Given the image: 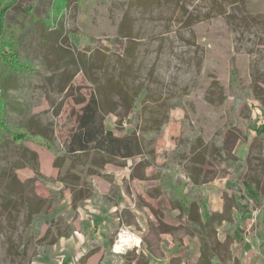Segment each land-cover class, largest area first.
I'll return each instance as SVG.
<instances>
[{"label":"rangeland","instance_id":"obj_1","mask_svg":"<svg viewBox=\"0 0 264 264\" xmlns=\"http://www.w3.org/2000/svg\"><path fill=\"white\" fill-rule=\"evenodd\" d=\"M28 6L34 9L32 22ZM3 11L4 25L18 39L22 69L5 75L0 61L8 129H0V264H198L201 241L197 237L194 245L196 236L183 226V212L168 206L173 200L169 190L167 200L150 208L137 196L139 220L127 210L109 212L119 205L121 188L132 194L124 175L131 168V178L149 169L166 186L174 181L170 175L182 183L185 178L187 204L211 192L225 205V194L240 193L241 209L232 210H241V222L218 227L208 239L207 254L216 264H264V137L249 126L258 117L264 122V0H68L66 6H56V0H17L14 6L0 0ZM127 25L133 35L124 39L120 29ZM108 80L120 83L134 106L127 115L124 100L107 94L105 109L115 111L106 115V127L136 131L146 142L142 156L118 160V165H103L94 153L87 159L66 152L82 108L74 97L88 98L97 83ZM31 120L46 128L55 152L43 140L12 139L9 132L26 133ZM195 143L213 151L202 175L207 182L199 186L187 176ZM57 156L64 158L61 168L54 167ZM91 160L96 165L89 168ZM72 163L83 177L87 170L100 172L87 178L92 197L78 202L77 211L71 208V191L57 179ZM36 171L46 178L35 182L36 194L52 199L55 207L28 226L25 199L17 194H31L27 184ZM161 188L152 187L149 195L156 198ZM9 198L17 206L14 211L6 210ZM87 202V211L107 204L100 206L109 212L106 226L84 221ZM204 207L206 216L214 209L223 213L226 206ZM48 218H58L61 232L75 229L74 235L54 246L42 241ZM160 223L176 230L161 233ZM123 226L133 233H127L132 243L141 239V245L137 241L115 254ZM236 254L244 259L237 261Z\"/></svg>","mask_w":264,"mask_h":264},{"label":"trees","instance_id":"obj_2","mask_svg":"<svg viewBox=\"0 0 264 264\" xmlns=\"http://www.w3.org/2000/svg\"><path fill=\"white\" fill-rule=\"evenodd\" d=\"M17 0H10V5H15ZM64 5L68 4V0H56L57 5ZM30 18L34 15V9L30 8L29 6L26 8ZM4 11L0 13V61L2 62L4 68L1 72H6L11 74L16 72L17 70L22 69V64L19 61L18 55V39L12 36L8 30V27L4 25L5 18L3 16ZM32 22V19H31ZM31 25V24H30ZM27 25L26 27H29ZM128 27H124L120 29V35L124 39H129L132 37L133 32L132 29ZM7 67V68H6ZM4 70V71H3ZM6 77V76H5ZM4 77V78H5ZM107 84H96L95 93L92 94L90 97H81L76 99L77 103L82 106L81 111L77 115V129L71 133L68 144H67V154L68 155H76L78 157H86L89 158L91 153L98 155L99 159L101 160V164L103 165H118V160H128L131 158H136L142 156L145 152V140L136 132V131H121L117 129H108L106 127V115L108 113H112L115 110H110L107 112L106 101L108 99L107 94H115L119 98H122L125 102V111L126 114L129 115L132 112V107L134 106V102L129 104L128 102L131 101V96L126 95L124 93V89L120 86V83L117 84H110V80L106 82ZM2 93H5L3 88L0 89V129L7 130V123L5 121V108L4 104L6 103V99L2 100ZM5 98V97H4ZM260 118H256L254 121H250L249 126L253 127V131L257 136L264 137V122H260ZM46 128L42 127L39 121L31 120L29 123V128L26 133H12V139L15 142H22L26 139H38L43 140V145L47 146V149L51 152H55L53 143L45 134ZM40 143V142H39ZM221 148L217 149L220 151ZM192 155V166L189 168L187 172L188 178L192 180L193 185L199 186L207 182L205 178H202L204 166L206 164V159L213 155V151H211L207 147H203L202 144L195 143L192 145L190 152ZM63 157L57 156L54 161L55 168H61L63 166ZM79 162V161H77ZM76 162V163H77ZM73 163L66 169L65 173H59L58 181L64 185V187L68 188L72 193V210L77 211L80 206H78V202L90 199L92 194L88 190V182L87 178L92 175H98V172L92 170H87L85 177L81 174L82 172L78 173L74 171ZM96 165V160H91L92 166ZM36 175L28 180L27 185H29L31 194L27 195L22 191L20 194H17L18 197L21 195L23 199H25L27 209V216H26V224L29 226L30 223L32 224L34 219L38 217H42L44 215L48 216L50 210L55 207V202L52 201L50 198H42L36 194L34 190V184L36 181H46L44 175L40 174L39 172H35ZM137 175L135 172L132 174V177H138L139 179H146L144 174ZM10 177L13 181L17 180V176L15 173H11ZM252 185H255L259 188L260 181L254 180ZM12 193H19L18 190H12ZM11 193V194H12ZM255 193V192H254ZM253 192L250 194L252 197L256 195ZM13 198H9L7 200L8 206H6V210L10 211L13 209H17V206H13L15 203ZM243 199L241 194L238 196H228L227 194L224 195L225 201V209L224 212L221 214H213L210 217V221L204 223L202 221V217L200 214V201L194 200L192 203L189 204L187 209L182 211V206H180L181 212H183V217H185V221L183 226L188 229L190 235L199 237L201 244H202V252L200 256V262L198 264H216L214 261L213 256H208L207 251L209 249L208 246V239L213 237L216 234L218 227L222 225L223 222L232 223L241 217L239 214V209L237 212H233V206H240V200ZM10 205V206H9ZM178 206H174L176 208ZM179 208V207H178ZM243 208V206H242ZM185 214V215H184ZM48 223V224H47ZM46 224L48 228L45 232V236L42 238V241H48V244L54 246L59 244L61 238L72 237L74 235L75 229L71 228L68 232H61L60 230V223L58 218L46 219ZM161 233L164 234H173L176 230L175 227H171L168 225H164L160 223ZM50 238V239H49ZM13 243H10V249L13 250ZM93 254V253H92ZM238 261V260H237ZM234 264H237L236 261Z\"/></svg>","mask_w":264,"mask_h":264},{"label":"crops","instance_id":"obj_3","mask_svg":"<svg viewBox=\"0 0 264 264\" xmlns=\"http://www.w3.org/2000/svg\"><path fill=\"white\" fill-rule=\"evenodd\" d=\"M138 162V161H137ZM136 162V163H137ZM132 170L133 168L131 169H128L127 170V173L124 174L125 177H127V179L131 180V190H132V194L130 195H127L126 192H125V189L124 188H121V192H120V200H119V205L116 204L114 206H111V209L109 212H114V213H118L119 214H122L124 210H127V211H130L131 214H133L138 220H139V208L137 207L138 205L136 204L135 202V199L137 196H140L142 199H144L146 202H148L149 204H145L146 207L150 208V206H157L158 204V201H162V199H166L168 197H166L165 195V191L166 190H169V194H170V198H173L172 202L168 203V206H178L176 208H174L175 210H181L180 209V206H189L190 203H192L194 200H192L189 204H187V186L185 184V178H183L182 176V179L184 182H180V179L177 177V176H172L170 175L169 176V180H172L174 179L173 182H170L169 185L166 186V183L163 182V179H161V177H158V178H154L153 175L149 172V169H145V176H146V179H139L138 177H132L131 178V173H132ZM141 174V173H140ZM137 176V175H136ZM190 179V178H189ZM154 183V184H153ZM161 186L162 188L160 189V192L158 194V196L156 198H153L151 195H149V192L151 191L152 187H159ZM195 186V185H194ZM172 194V195H171ZM240 194V193H239ZM238 196V194H237ZM134 197V201H132ZM155 199V200H153ZM132 198V199H131ZM214 199L217 200V202H212L214 201ZM128 200H129V203H128ZM224 200V199H223ZM156 202V204H153L152 202ZM164 201V200H163ZM200 201V200H199ZM221 202H219V200L217 199V195L215 194H211V192H205L204 193V198L202 201H200V214L202 216V221L204 223L206 222H209L210 221V217L213 215V214H221L222 211H218V210H209V213L208 215L206 214V216H203L204 214V210H205V207L204 206H224L222 200H220ZM88 205H91V203H86L85 207H84V213H83V218H84V221L86 223H90L91 226H94V224H96V226H98L97 223H100L101 225L103 226H106L105 224H107V221H108V213L106 212H103L101 207L100 206H107V204H103V205H97V206H92L91 209L89 211H87V208L89 207ZM169 208V207H168ZM208 208V207H207ZM210 208V207H209ZM146 210V208H145ZM184 212L186 213V211L184 210ZM102 214V216H101ZM97 215V221L93 218H95V216ZM241 217H238V219H236L235 221L238 222H241L243 216L242 214H240ZM89 217H93L91 219H89ZM119 220V218H117ZM136 219V220H137ZM97 222V223H96ZM222 224L224 225H227L226 222H223ZM230 224V223H228ZM237 225V224H236ZM236 225H233V230L231 233L235 235V232L238 231V227H236ZM88 226V225H87ZM131 226V225H129ZM121 229H128L129 230V227L127 226H123ZM90 230V229H89ZM87 232L88 231H85V232H82L84 233L85 235H87ZM103 233H101V237H103ZM99 237V238H101ZM189 239L188 240H191V237H188ZM194 238L193 241H194V245L197 247V236L196 237H192ZM96 237H93L91 238L90 240H95ZM101 241V240H99ZM187 241V240H185ZM238 242L241 244L244 243L243 240H238ZM234 246H236V244H234ZM236 258L238 261H241L243 260L244 258H242V256L240 254H236ZM234 258V259H236ZM240 258V259H238ZM236 260H233V264ZM243 263L244 264H248V262H246V260L244 261L243 260ZM241 263V264H243Z\"/></svg>","mask_w":264,"mask_h":264},{"label":"bare ground","instance_id":"obj_4","mask_svg":"<svg viewBox=\"0 0 264 264\" xmlns=\"http://www.w3.org/2000/svg\"><path fill=\"white\" fill-rule=\"evenodd\" d=\"M128 232H126V234H124L122 237H121V239H120V241L116 244V246H115V252H117V253H121L122 252V250H123V248L125 247V246H128V247H131L132 246V240H133V238L131 237V236H129L128 234H127ZM132 235V234H131ZM133 236V235H132ZM138 241V243H139V240H135L134 241V244H135V246L137 245V242Z\"/></svg>","mask_w":264,"mask_h":264},{"label":"built area","instance_id":"obj_5","mask_svg":"<svg viewBox=\"0 0 264 264\" xmlns=\"http://www.w3.org/2000/svg\"><path fill=\"white\" fill-rule=\"evenodd\" d=\"M126 229H121L120 232L118 233V236H117V239L115 240V244H114V248H113V252L115 251V246L116 244L120 241L121 237L126 234V232H128L129 234H132L131 231H125ZM134 236V235H133ZM134 243V242H133ZM139 245H141V239H139ZM128 249V246H125L122 250L121 253H117V252H114L115 254H122L124 251H126Z\"/></svg>","mask_w":264,"mask_h":264}]
</instances>
